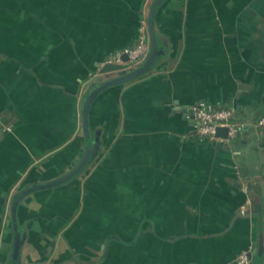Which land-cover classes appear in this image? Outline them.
Segmentation results:
<instances>
[{"label": "crops", "instance_id": "obj_1", "mask_svg": "<svg viewBox=\"0 0 264 264\" xmlns=\"http://www.w3.org/2000/svg\"><path fill=\"white\" fill-rule=\"evenodd\" d=\"M152 1L0 0V264L10 199L78 162L83 94ZM154 33L152 71L90 105L94 159L17 205L15 264H264V0H164ZM197 101L232 108L237 135L200 136Z\"/></svg>", "mask_w": 264, "mask_h": 264}, {"label": "water", "instance_id": "obj_2", "mask_svg": "<svg viewBox=\"0 0 264 264\" xmlns=\"http://www.w3.org/2000/svg\"><path fill=\"white\" fill-rule=\"evenodd\" d=\"M162 1L164 0H153L147 10L146 16H147V25L149 31V50L145 59L141 63H139L136 67L129 70L124 69L123 64L107 62L101 65L98 70V75H103L107 79L103 81H97L95 84H92L83 94L82 103L80 105L81 106L80 112H81V124L85 135L86 144L84 151L78 162L74 165L72 169L62 174L58 178L49 181L47 183L35 184L25 187L19 190L17 193H15L13 197L10 199L8 216L13 229V242H12L9 264H15V262L19 260L18 257H19V252L22 245L23 237L17 226L16 212H17V205L23 199V197L39 188L55 186L70 181L74 177L79 176L86 169L90 161L94 159L95 155L94 153H92L91 150L92 146L90 141V132L88 125V113L93 99L97 96L98 93L105 90L109 86L123 84L125 82L139 78L145 75L146 73L152 71V69L156 66V64L159 62L160 58L162 57V54L165 53L163 50L158 49L156 35L154 33V15L158 6L162 3ZM122 59L126 60L127 55L123 54ZM216 134L225 137L226 128L217 127ZM96 152L97 150L95 151V154ZM248 254L249 256L251 255L250 252H248Z\"/></svg>", "mask_w": 264, "mask_h": 264}, {"label": "built area", "instance_id": "obj_3", "mask_svg": "<svg viewBox=\"0 0 264 264\" xmlns=\"http://www.w3.org/2000/svg\"><path fill=\"white\" fill-rule=\"evenodd\" d=\"M146 14L147 9H144L139 20L138 35L135 43L132 46L115 51L105 59L103 64L107 62L123 64L124 69L129 70L145 59L149 50V31ZM123 54L127 55L126 60L122 59ZM187 109L194 117L196 132L211 141L228 142L237 135L242 126L234 120V110L230 107H210L204 101H197L190 104ZM257 124L261 129H264V115L258 118ZM217 127L226 128L225 137L216 134ZM250 202V198L246 197L239 209L241 215L248 213ZM248 252V250L240 251L234 259V264H247L250 258Z\"/></svg>", "mask_w": 264, "mask_h": 264}, {"label": "flooded vegetation", "instance_id": "obj_4", "mask_svg": "<svg viewBox=\"0 0 264 264\" xmlns=\"http://www.w3.org/2000/svg\"><path fill=\"white\" fill-rule=\"evenodd\" d=\"M248 213H249V211H248ZM248 213H247V214H248ZM245 215H246V214H245ZM249 257H250V256H249ZM233 263H234V262H233Z\"/></svg>", "mask_w": 264, "mask_h": 264}]
</instances>
